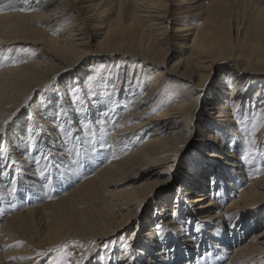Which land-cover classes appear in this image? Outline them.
Here are the masks:
<instances>
[{
    "label": "bare ground",
    "instance_id": "6f19581e",
    "mask_svg": "<svg viewBox=\"0 0 264 264\" xmlns=\"http://www.w3.org/2000/svg\"><path fill=\"white\" fill-rule=\"evenodd\" d=\"M13 6L35 10L0 11V120L22 109L0 141V264H42L37 252L76 238L93 248L85 264H264V0ZM52 85L68 112L55 123L52 110L24 108L36 90L54 100ZM65 121L83 143L58 132ZM157 198L145 243L138 226L129 250H102Z\"/></svg>",
    "mask_w": 264,
    "mask_h": 264
},
{
    "label": "snow or ice",
    "instance_id": "6c2138e0",
    "mask_svg": "<svg viewBox=\"0 0 264 264\" xmlns=\"http://www.w3.org/2000/svg\"><path fill=\"white\" fill-rule=\"evenodd\" d=\"M24 2L26 3L27 0H24ZM14 0H8L7 4H3L0 5V11H3L5 8H9L11 10H15V11H22V12H28V11H33L35 9L29 8V7H20V8H15L14 6ZM32 55H35V53L33 52ZM57 80L59 79V77L56 78ZM53 88L54 91V100L53 99H44L43 97H40L39 99H37V97H39V90H36L32 96H29L26 101L24 102V108H26L30 103L35 102L37 105V111L41 113V115H46V111L47 110H52L54 113V117L55 119L53 120V122L55 123L56 121L60 120L62 117H66L68 112H67V108L65 107L66 102L63 100L61 93L55 89V85L50 86ZM72 94L71 90H70V95ZM93 99H95V94H92ZM79 102L77 99H72V104H75ZM22 109L21 108H17L14 112H12L11 114H9L8 116H6L5 118H3L2 120H0V141L3 142H7V138H8V134H9V130H10V125L13 123V121L19 116V114L21 113ZM77 115L79 116L80 113L77 112ZM32 114H28L27 116V120H26V129L25 131H31L33 125H32ZM65 123H67V121H65L64 123L59 124L58 126V132L63 133L65 136L70 137L73 141H80L81 143H83V141H81V137L79 135H77L76 133L71 131V127L66 128L65 127ZM82 123V128L84 131V135L85 137H90V140L93 144H95L96 142V132L95 130H93V122L89 119L86 121H81ZM258 130V127L255 123H253L252 126V131L245 136L244 139V143L246 145L249 146H256L257 145V139H256V132ZM41 132H35L34 136L30 139V143L32 145H35L36 143H38L39 138L41 136ZM250 137V138H249ZM63 138V137H61ZM181 147H183V145H181ZM72 151L76 152L77 157H79L80 155V149L79 147H75L74 149H72ZM249 151H251V148L249 149ZM245 158L247 159L249 153L246 152L245 154ZM45 162H47L48 159L51 158V154H47L45 156L42 157ZM113 158H118L116 156H113ZM35 163H39V160H35ZM77 162V161H74ZM41 176H44L45 173L42 171ZM212 184L216 183V180L213 178L210 181ZM17 191L16 188V184L15 181H12V187H11V192L14 194ZM229 220L232 219L231 216L228 217ZM199 229V222H197V230ZM166 232V229L164 228V226L162 224H157L156 225V235L157 237L160 238L161 241H163L164 239V234ZM135 238V233L132 234V239ZM121 239H123L124 241L128 240L127 236L121 237ZM94 243V242H93ZM109 243H113V241H106L104 243H102L100 245V247H104L106 248L108 246ZM69 247L68 243L65 242L63 244H61L60 246H57L56 248L53 249H48L47 252H37L38 256H48V254L50 252H55L57 253V255L53 256L48 264H68L67 261V256L69 255L68 252L64 251L65 249H67ZM122 247L126 250L130 249V244L125 242L122 244ZM162 251H164V249H161ZM90 251L88 250L87 252L83 253L80 257L79 260L76 261V264H85V261L88 260V256L90 255ZM167 252H174V249L172 248H167ZM126 259L127 261L131 262V261H135L136 257L134 255H132L131 251H128L126 253ZM90 264V261H89Z\"/></svg>",
    "mask_w": 264,
    "mask_h": 264
},
{
    "label": "rangeland",
    "instance_id": "374dc122",
    "mask_svg": "<svg viewBox=\"0 0 264 264\" xmlns=\"http://www.w3.org/2000/svg\"><path fill=\"white\" fill-rule=\"evenodd\" d=\"M187 157H190V156H184L183 157V160L180 162L179 170H181L180 169L181 165L183 164L184 160ZM174 180L175 181L171 184V187L168 189V192L166 194H172V193H174L177 190L176 187L178 186V181L180 179H179V177L178 178L176 177V179H174ZM159 201H160V199L157 198L154 201H152V203H149L148 207L146 208V210L149 208V214L148 215H144V216L139 217L138 220H136V221H134V223L132 222V224H130V227L128 229L124 230L123 232H120L113 239L110 240V241L116 240L118 242V247H119V249L117 251L118 254H120L121 251L123 252V250H124L122 248V244L128 241V240L124 241L123 239H121V237L127 236L128 239H129L130 234L132 232L131 230L137 228L138 226H140V228H138V229L141 230V233H142V236L139 235V238H141L140 239L141 243H145L143 241V240H145V238H144L145 234L150 232L152 226H155V224L157 222V219L159 217V213H161V207H159L157 205ZM91 216L92 217H97V213H91ZM149 216H150V218H149ZM145 221H147V225H146V223H144L143 225H140V223L142 224ZM61 222H68V219H65L64 221H61ZM93 240H94L95 243H97V241H95L96 239H93ZM66 242L68 243L69 247L67 249H65L64 251L69 253V255L66 258L67 261H68V264H76V261L80 259L81 255L83 253L87 252L88 250H91L90 251V255L88 256V258L92 255V252H93L92 246L81 247V245H79V244H81L80 243L81 241L78 238L71 239V240H68ZM117 242H116V244H117ZM95 243H93V245ZM109 244H111V243H109ZM109 244H108V246L106 248L101 247L102 250H104V251L106 250V252H109V250H110V248H109L110 245ZM115 249H116V247L114 246L112 250H115ZM55 255H57V253H55V252H53L52 254H49L47 256V258H45V261H43L42 264H44L45 262L48 264L49 260ZM108 255L109 254L107 253V257H108ZM86 262H87V260L85 261V263Z\"/></svg>",
    "mask_w": 264,
    "mask_h": 264
}]
</instances>
